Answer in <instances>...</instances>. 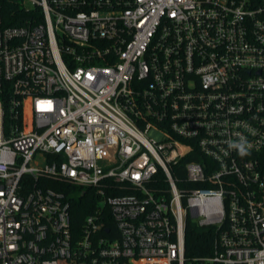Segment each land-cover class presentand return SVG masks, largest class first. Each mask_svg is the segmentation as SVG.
<instances>
[{
  "label": "built area",
  "instance_id": "1",
  "mask_svg": "<svg viewBox=\"0 0 264 264\" xmlns=\"http://www.w3.org/2000/svg\"><path fill=\"white\" fill-rule=\"evenodd\" d=\"M193 220L264 264V0H0V264H186Z\"/></svg>",
  "mask_w": 264,
  "mask_h": 264
},
{
  "label": "trees",
  "instance_id": "2",
  "mask_svg": "<svg viewBox=\"0 0 264 264\" xmlns=\"http://www.w3.org/2000/svg\"><path fill=\"white\" fill-rule=\"evenodd\" d=\"M11 4V3H10ZM13 5H9L7 10L13 9ZM16 6H14L15 8ZM17 9V7H16ZM18 10V9H17ZM183 179H185V171ZM49 184L53 187L64 191L66 194H69L71 191L77 190L75 187L59 184L56 182L49 181ZM182 190L188 191L186 181L179 182L178 185ZM80 190V189H79ZM72 200V214H73V223L74 228H79L82 224L85 216L90 213L94 205V199L91 197V190L88 189L84 193H80L79 198L70 197ZM214 233L212 230L209 231H199L194 224L189 223L186 230V264H200L194 262V259L198 257H203L205 255H210L212 253L213 244H214Z\"/></svg>",
  "mask_w": 264,
  "mask_h": 264
},
{
  "label": "clouds",
  "instance_id": "3",
  "mask_svg": "<svg viewBox=\"0 0 264 264\" xmlns=\"http://www.w3.org/2000/svg\"><path fill=\"white\" fill-rule=\"evenodd\" d=\"M229 147L238 150V154L243 157L249 154L252 145L246 137L240 136L237 141L230 142Z\"/></svg>",
  "mask_w": 264,
  "mask_h": 264
},
{
  "label": "rangeland",
  "instance_id": "4",
  "mask_svg": "<svg viewBox=\"0 0 264 264\" xmlns=\"http://www.w3.org/2000/svg\"><path fill=\"white\" fill-rule=\"evenodd\" d=\"M152 135L159 137V135L157 133H152ZM80 193H81V191L79 189H77V190L71 191L69 194L73 197L79 198ZM193 222H194L193 224H196L195 220H193Z\"/></svg>",
  "mask_w": 264,
  "mask_h": 264
}]
</instances>
